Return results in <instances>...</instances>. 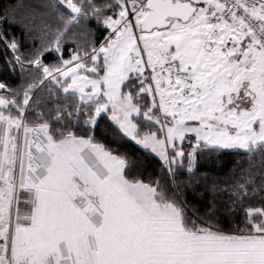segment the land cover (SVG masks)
Returning a JSON list of instances; mask_svg holds the SVG:
<instances>
[{"label":"snow or ice","instance_id":"obj_1","mask_svg":"<svg viewBox=\"0 0 264 264\" xmlns=\"http://www.w3.org/2000/svg\"><path fill=\"white\" fill-rule=\"evenodd\" d=\"M52 7L63 28L27 62L58 85L57 96L62 90L79 103H57L55 117L33 119L34 85L22 100L19 92L0 94V264H264V167L259 185L251 172L235 185L243 219L225 231L190 217L159 182L131 178L126 154L91 134L111 111L123 136L169 171L186 157L176 145L186 133L196 140L190 168L202 146L264 156V0H55ZM10 15L15 9L0 10V43L16 52L19 41L3 28ZM86 19L111 30L105 43L87 59L77 53L45 64L44 54L60 53L71 27ZM144 95L150 106L139 102Z\"/></svg>","mask_w":264,"mask_h":264},{"label":"trees","instance_id":"obj_2","mask_svg":"<svg viewBox=\"0 0 264 264\" xmlns=\"http://www.w3.org/2000/svg\"><path fill=\"white\" fill-rule=\"evenodd\" d=\"M54 3L55 0H0V10L7 8L11 14L15 9V19L10 15L9 20L12 22L4 24L3 28L9 39L14 36L20 44L19 50L13 52L0 43V82L8 86L1 92L6 96L19 92V99L22 100L23 90L29 84L34 85L31 94L37 103L31 105L33 119L38 112H43L45 118L55 117L53 108L57 103L71 105L73 99L79 103L78 97L66 98L62 90H59L57 96L58 85L51 79H44L42 72L27 62L32 58L35 49L51 44L58 30L63 28L60 12L52 7ZM108 34L109 29L102 23L95 19H86L71 27V31L61 41L60 53L46 52L43 61L53 67L62 64L63 60L69 59L75 52L85 56L86 51L90 53L93 47H99ZM16 56H20L24 62L23 68L16 62ZM132 78L135 79V74H132ZM41 80L44 81L42 84ZM128 90L127 87L124 88V91ZM139 102L151 105V99L146 95ZM143 111L147 109L142 108V113ZM135 119L144 121L142 114ZM77 127H85L83 120L79 121ZM91 134L97 142L126 154L130 161V168L126 171L131 178L152 183L154 186L159 182L170 198L174 195L185 206L190 217L203 218L209 223L218 224L222 230L234 227L243 219V213L234 204L235 185L250 178L249 172L252 177L257 178L256 183L259 185L262 174L260 170L264 167V156L259 153L250 155L240 149L217 151L202 146L194 153L195 159L190 168L187 153L191 152L196 140L194 135H187L178 147L185 151L186 157L174 164L173 171H169V165L161 158L124 137L109 112L97 117V124L91 128ZM255 199L258 200L259 195Z\"/></svg>","mask_w":264,"mask_h":264},{"label":"rangeland","instance_id":"obj_3","mask_svg":"<svg viewBox=\"0 0 264 264\" xmlns=\"http://www.w3.org/2000/svg\"><path fill=\"white\" fill-rule=\"evenodd\" d=\"M110 31H111V30L109 29V33H110ZM108 35H109V34H108ZM108 35H107V36H108ZM104 41H105V40H104ZM104 41H103V42H104ZM102 44H103V43H102ZM100 46H101V45H100ZM100 46H99V47H100ZM99 47H97V48H99ZM74 54H77V53H76V52L73 53L72 56H73ZM79 55H80L81 57H83L84 59H87V57H85L84 55H81V54H79ZM72 56H71L69 59H66V60H71ZM89 63H90L89 66H91V61H90ZM48 79H51V78H48ZM1 90H2V89H0V94H2ZM150 99H151V97H150ZM110 115H112L111 111H110ZM193 123H194V122H189V124H193ZM187 135H194V136H195L194 133H186V134H185V138H186ZM182 142H183V141H179V140L176 141L177 148L182 144ZM154 154H155V153H154ZM155 155H157V154H155ZM157 156H158V155H157ZM158 157H159V156H158ZM173 166H174V164L172 165V167H173ZM171 171H173V170H171ZM225 231H226V230H225Z\"/></svg>","mask_w":264,"mask_h":264},{"label":"built area","instance_id":"obj_4","mask_svg":"<svg viewBox=\"0 0 264 264\" xmlns=\"http://www.w3.org/2000/svg\"><path fill=\"white\" fill-rule=\"evenodd\" d=\"M109 34H110V33H109ZM108 36H109V35H108ZM108 36H107V37H108ZM105 40H106V39H105ZM103 43H105V41H104ZM158 99H159V98L157 97V101H158ZM171 169H172V165H171ZM172 170H173V169H172Z\"/></svg>","mask_w":264,"mask_h":264},{"label":"crops","instance_id":"obj_5","mask_svg":"<svg viewBox=\"0 0 264 264\" xmlns=\"http://www.w3.org/2000/svg\"><path fill=\"white\" fill-rule=\"evenodd\" d=\"M109 113H110V111H109ZM111 116V115H110ZM116 124V123H115ZM118 126V125H117ZM240 150H242V149H240ZM160 158V157H159Z\"/></svg>","mask_w":264,"mask_h":264}]
</instances>
